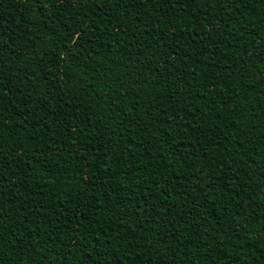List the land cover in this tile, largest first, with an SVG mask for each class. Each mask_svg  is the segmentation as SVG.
<instances>
[{
  "label": "trees",
  "instance_id": "1",
  "mask_svg": "<svg viewBox=\"0 0 264 264\" xmlns=\"http://www.w3.org/2000/svg\"><path fill=\"white\" fill-rule=\"evenodd\" d=\"M0 264H264V0H0Z\"/></svg>",
  "mask_w": 264,
  "mask_h": 264
}]
</instances>
